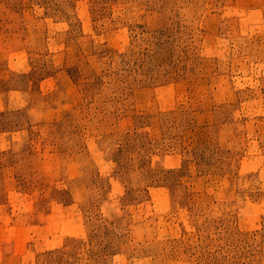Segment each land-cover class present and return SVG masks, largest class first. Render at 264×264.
Listing matches in <instances>:
<instances>
[{
    "label": "rangeland",
    "instance_id": "374dc122",
    "mask_svg": "<svg viewBox=\"0 0 264 264\" xmlns=\"http://www.w3.org/2000/svg\"><path fill=\"white\" fill-rule=\"evenodd\" d=\"M0 264H264V0H0Z\"/></svg>",
    "mask_w": 264,
    "mask_h": 264
}]
</instances>
